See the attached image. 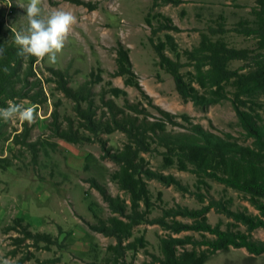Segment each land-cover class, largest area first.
I'll return each mask as SVG.
<instances>
[{"label": "rangeland", "instance_id": "obj_1", "mask_svg": "<svg viewBox=\"0 0 264 264\" xmlns=\"http://www.w3.org/2000/svg\"><path fill=\"white\" fill-rule=\"evenodd\" d=\"M80 1L92 6L88 8L67 0H40L42 15L66 10L73 12L77 22L67 34L56 63L48 62L46 57H32L35 61L20 97L8 100L2 106L7 107L9 101L25 107L34 106L35 120L31 124L18 119L0 120V264L110 263L107 247L114 245L115 239L95 233L87 225L96 222L93 216L107 219L111 213L88 181L95 179L110 195L119 196L127 204L128 195L111 182L110 175L118 166L102 156L100 142L83 128V121L75 113L73 102L61 91L60 84L75 90L91 72L100 74L102 83L92 89L96 95L95 109L100 115L102 110L99 109L97 94L115 70L114 48L118 42L128 49L132 71L155 105L177 117L187 115L191 123L200 124L217 135L228 134L242 146L251 144L229 100L198 108L179 98L171 77L157 65V57L149 41L151 30L144 20L148 15L152 26L156 27V14L169 18L178 30L159 31L152 39L153 42L164 41V36L170 35L180 53L196 47L201 34L212 41L222 40L229 48L245 50L248 58L231 62L229 68L247 69L262 52L256 37L247 36L241 30L244 23L248 27L253 26L251 11L255 0H181L178 5L165 4L152 10L151 0ZM27 2L0 0V39L4 44L15 46L11 28L19 30L27 26L23 8ZM215 31L219 34L212 35ZM166 55L174 59L169 51ZM29 58L24 57V61ZM179 61L181 73L192 72L183 56ZM111 82L125 90L130 101L141 100L139 90L124 86L123 78H113ZM257 99L263 103L264 92ZM115 102L118 106L122 104L121 99ZM82 107L85 105L82 104ZM146 111L154 117L157 115L152 108L146 107ZM175 122L176 126L167 127L168 132H177L187 126L180 118H176ZM68 130L79 138L78 142L60 138L59 134ZM99 139L111 153L120 151L126 143L125 136L120 132L102 134ZM140 156L147 168L172 176L184 189L181 191L174 185H163L156 179L146 181L152 203L149 219L161 216L163 210L176 205L198 209L207 205L210 199L227 203L231 211L257 214L244 195L220 183L205 179L206 185H197L195 176L190 172H180L174 167L163 168L158 152ZM214 171L222 173L217 164ZM206 216L209 224H219L221 229L231 222L213 209ZM17 218L23 220V225L28 224L32 233L51 235L52 242H35L26 238L23 229L14 224ZM176 220L190 223L185 218L178 217ZM168 235L157 225L143 223L133 227L132 236L127 241L143 236L147 244L135 254L127 252L126 262L152 264L151 255L161 256L160 238ZM252 235L264 241L262 229L254 230ZM172 236L200 239L201 235L183 232ZM205 264H264V254L255 256L244 248L229 247L227 251L213 254Z\"/></svg>", "mask_w": 264, "mask_h": 264}, {"label": "trees", "instance_id": "obj_2", "mask_svg": "<svg viewBox=\"0 0 264 264\" xmlns=\"http://www.w3.org/2000/svg\"><path fill=\"white\" fill-rule=\"evenodd\" d=\"M67 1L88 8L92 6L80 0ZM180 3L181 0H151L150 10L160 5ZM251 14L253 26L248 27L244 23L241 30L247 36L256 37L262 52L253 59V65L239 70H231L229 65L233 61L248 58L245 50L229 48L222 40L212 41L207 35L201 34L196 47L180 53L170 35H165L164 41L153 42L152 39L159 31L178 30L169 18L156 14V27L152 26L148 15L144 20L151 30L149 41L157 57V65L171 77L179 98L198 108L229 100L241 128L251 140L249 146L238 144L228 134L220 136L205 130L200 124L191 123L187 115L177 117L155 105L140 87L132 71L128 49L119 42L114 48L115 70L109 74L110 80L100 86L97 94L99 109L102 110L100 115L95 109L96 95L92 91L95 85L102 83L100 74L91 72L88 79L75 90L60 84L61 91L73 102L75 113L83 121V128L100 142L102 156L118 166L110 175L111 182L128 195L129 204L119 196L110 195L95 179L88 181L111 213L107 219L93 216L96 222L87 225L91 231L115 239V244L107 247L109 264H132L126 262L125 254L143 250L147 242L143 236L127 240L132 236V228L143 223L157 225L169 234L160 238L161 256L151 255L152 264H205L213 254L227 251L229 247L244 248L255 256L264 254V241L252 235L256 229L264 231V102L257 99L264 92V0H255ZM216 33L219 34L215 31L212 35ZM0 45L4 49L0 56L2 107L6 101L20 97L35 59L30 57L24 61V57L17 55L16 46L4 44L1 39ZM166 51L174 59L168 57ZM181 56L186 59L187 66H191L192 72H180ZM117 77L123 78L124 86L138 89L141 100L130 101L125 90L114 86L111 79ZM117 99L122 100L121 106L116 104ZM146 107L155 110L157 115H150ZM176 118H180L187 126L177 132H168V126H176ZM113 132H120L126 138L123 148L115 153H111L99 139L100 135ZM59 136L72 143L79 141L72 130L62 131ZM150 152L159 153L163 168L174 167L180 172L193 174L197 185H206L205 179H209L244 195L257 214L231 211L227 203L210 199L207 205L198 209L176 205L163 210L161 216L149 219L152 203L146 181L156 179L163 185H174L178 190H184L172 176H164L147 168L140 154ZM216 164L222 170L221 174L214 171ZM212 209L231 220L224 229L219 224H209L206 215ZM178 217L188 219L190 223L177 221ZM22 222L20 218L14 220V224L23 229L26 238L35 242H52L51 235L32 233L29 225H23ZM183 232H195L201 236L200 239L172 236Z\"/></svg>", "mask_w": 264, "mask_h": 264}, {"label": "clouds", "instance_id": "obj_3", "mask_svg": "<svg viewBox=\"0 0 264 264\" xmlns=\"http://www.w3.org/2000/svg\"><path fill=\"white\" fill-rule=\"evenodd\" d=\"M40 0H28L24 17L27 26L13 30L12 41L16 46L17 55L21 57L47 58L48 62L56 63L57 54L63 49L65 39L77 17L71 11L55 10L47 16L42 15ZM4 53L0 45V56ZM35 107L22 106L20 103L9 101L7 107H0V120L11 121L18 119L31 124L35 120Z\"/></svg>", "mask_w": 264, "mask_h": 264}]
</instances>
